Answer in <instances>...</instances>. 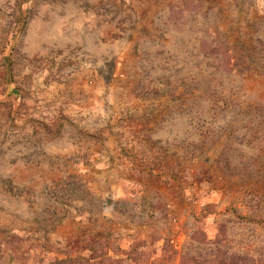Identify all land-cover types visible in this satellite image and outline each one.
<instances>
[{
  "label": "rangeland",
  "instance_id": "rangeland-1",
  "mask_svg": "<svg viewBox=\"0 0 264 264\" xmlns=\"http://www.w3.org/2000/svg\"><path fill=\"white\" fill-rule=\"evenodd\" d=\"M0 264H264V0H0Z\"/></svg>",
  "mask_w": 264,
  "mask_h": 264
}]
</instances>
